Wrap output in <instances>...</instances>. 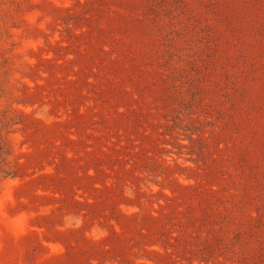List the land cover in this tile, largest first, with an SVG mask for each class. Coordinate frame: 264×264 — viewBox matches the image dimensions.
Returning a JSON list of instances; mask_svg holds the SVG:
<instances>
[{
    "label": "rangeland",
    "instance_id": "obj_1",
    "mask_svg": "<svg viewBox=\"0 0 264 264\" xmlns=\"http://www.w3.org/2000/svg\"><path fill=\"white\" fill-rule=\"evenodd\" d=\"M0 264H264V0H0Z\"/></svg>",
    "mask_w": 264,
    "mask_h": 264
}]
</instances>
